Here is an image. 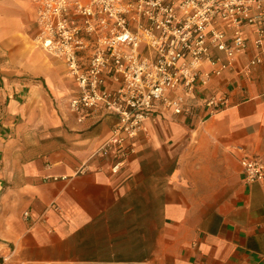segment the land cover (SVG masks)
<instances>
[{"label":"crops","instance_id":"obj_1","mask_svg":"<svg viewBox=\"0 0 264 264\" xmlns=\"http://www.w3.org/2000/svg\"><path fill=\"white\" fill-rule=\"evenodd\" d=\"M33 23L30 0H0L2 264H264V188L245 184L239 165L264 161V57L203 90L226 96L225 109L153 111L136 154L112 174L90 156L116 118L77 121L59 94L64 81L76 91L64 65L25 47Z\"/></svg>","mask_w":264,"mask_h":264},{"label":"built area","instance_id":"obj_2","mask_svg":"<svg viewBox=\"0 0 264 264\" xmlns=\"http://www.w3.org/2000/svg\"><path fill=\"white\" fill-rule=\"evenodd\" d=\"M37 46L59 60L77 87L69 111L83 122L102 111L116 124L90 160L112 174L136 154L155 110L190 117L227 107L203 90L225 73L249 75L264 57V0H30ZM252 49L243 68L238 61ZM237 69V70H236ZM244 183L264 188V161H239ZM55 180V179H54ZM28 218V214H23ZM5 261L0 258V264ZM46 264H137L50 262Z\"/></svg>","mask_w":264,"mask_h":264},{"label":"rangeland","instance_id":"obj_3","mask_svg":"<svg viewBox=\"0 0 264 264\" xmlns=\"http://www.w3.org/2000/svg\"><path fill=\"white\" fill-rule=\"evenodd\" d=\"M32 29H33V36H31V37H29V38H26V44H25V47L26 48H28V50H30V48H32L34 51H37V50H41L38 46H37V43H36V36H37V27H36V24L35 23H33V27H32ZM14 48V46L13 45H11V44H6L5 45V47H4V51H5V53H8V51H10V50H12V49H9V48ZM36 47V48H35ZM42 51V50H41ZM43 55V54H42ZM44 56V55H43ZM44 58H46L45 56H44ZM3 60H0V66L2 65V64H7L6 62H7V56L5 55L3 58H2ZM45 60V59H44ZM50 60H52V61H55V62H60L59 60H57V59H55V58H50ZM1 68V67H0ZM63 75V72H62V74H60V76H62ZM68 78V77H67ZM60 88H59V90H60V93L59 94H61V96H64V97H69L70 98V96H72V97H74V96H76L77 95V87H75V89H76V91L75 92H72V91H70L71 89H72V85H70V83L69 82H63L60 86H59ZM63 88V89H62ZM64 88H66V90L64 91ZM69 98H68V100H65V103H63L67 108H68V110H69ZM53 106L55 107V105H57V103H56V101H53Z\"/></svg>","mask_w":264,"mask_h":264}]
</instances>
